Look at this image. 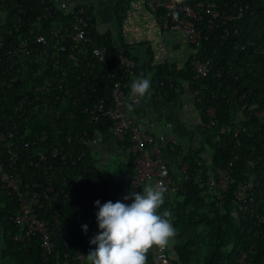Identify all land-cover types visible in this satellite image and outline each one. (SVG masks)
Here are the masks:
<instances>
[{"label":"built area","instance_id":"built-area-1","mask_svg":"<svg viewBox=\"0 0 264 264\" xmlns=\"http://www.w3.org/2000/svg\"><path fill=\"white\" fill-rule=\"evenodd\" d=\"M94 1L40 0L42 10L35 15V3H29L26 13L23 0H0V194L11 204L9 220L16 228L13 241L29 243L38 235L47 260L54 252L57 232L65 245L74 240L75 231L63 226L62 207L75 203L82 217L83 212H98L97 200L101 205L118 200L131 204L123 200L127 191L115 200V185L121 182H128L130 191L137 193L146 184L160 182L167 188L164 200L173 202L183 181L192 179L206 187L207 204L221 207L231 192L237 222L250 218L264 226V185L249 178L235 181L233 161L212 168L209 151L197 157L208 167L207 179L202 181L199 171L189 173L187 136L175 133L163 103L154 119L138 114L142 98L133 102L130 96L138 62L118 48L111 63L97 35L110 31L115 40L116 28L101 26ZM138 3L158 20L159 38L167 32L184 35L191 55L202 43L201 14L207 15L206 27L211 28L215 20L230 22L247 9L241 5L233 12L220 13L215 3L206 0L194 6L176 0H130L131 5ZM191 67L193 78L203 79L209 74L210 60L193 56ZM190 87L181 81L176 92L188 95L194 107L198 120L191 124L214 131L218 127L215 109L203 110L202 121V110L195 108L194 101L198 92ZM154 91L161 96L159 90ZM257 118L264 122V106ZM235 124L237 137L242 127L239 119ZM176 147L181 151L173 156ZM167 152L174 163L165 160ZM119 161H124L128 172L114 178ZM5 207L0 201V208ZM171 222L174 227L172 218ZM96 234L98 225L86 242ZM259 234L262 239L261 229ZM173 246L150 249L149 264H173L177 260ZM257 252L253 243L235 264H256ZM86 256L79 245L75 251L78 264H88Z\"/></svg>","mask_w":264,"mask_h":264},{"label":"trees","instance_id":"trees-1","mask_svg":"<svg viewBox=\"0 0 264 264\" xmlns=\"http://www.w3.org/2000/svg\"><path fill=\"white\" fill-rule=\"evenodd\" d=\"M176 1L182 5L194 6L200 0ZM206 1L215 3L220 13L233 12L241 5L247 6V9L241 18L230 22L215 20L211 28L206 27L207 15L201 14V46L196 49L194 55L187 57L181 68L168 63L152 64L153 54L149 45L146 46L145 55L138 57L133 54L139 45H128L122 36V24L130 0L105 1L104 11L114 20L118 36L113 40V32L107 31L103 35H97V40L107 47L111 63L118 48H124L125 54L138 62L134 71L135 78L141 75L150 77L151 89L159 90V100L162 99L166 105L180 101L181 92L176 90L181 87V81H186L191 85L192 91L198 92L194 101L195 108L202 110V121L205 120L203 110L209 107L215 109L218 127L214 131H206L200 126L194 127L178 114L179 106L176 110L169 109V113L167 112L174 124L175 133L187 136L185 161L190 165L189 173L199 171L202 181L207 179L208 167L204 161L200 163L197 157L209 151L212 168L224 167L229 161H233L235 181L249 178L264 185V122L257 118V112L264 106V0ZM23 2L25 8H28L29 3H35V15L42 10L40 0ZM27 8L26 13L29 11ZM89 8L93 9L94 5ZM193 56L204 61L210 60L209 74L203 79L193 78ZM157 82H162V87ZM237 119L240 120L242 129L235 137ZM223 129L224 132H221ZM179 151L181 147H176L173 156L179 154ZM248 162H252L253 167H248ZM87 165L91 166L90 159L87 160ZM101 177L104 179L105 175ZM115 189L117 200L124 191H130L129 183L121 182L115 185ZM205 192L207 193V189L202 183L192 179L183 181L174 201L166 200L158 210L160 213L165 209L171 211L177 233L173 239L184 240L193 229L204 226L209 240V251L202 264H235L240 253L247 251L253 243H257L256 264H264V226L254 224L250 218L237 222L234 215L237 208L231 202V192L226 194L221 207L215 203L207 204ZM0 201L6 205L5 208H0L2 260H10L13 264H78L75 251L79 245L83 246L86 255L95 249V245L86 242V237L97 225L96 214L83 212L80 217L81 209H77V204L74 203L63 206L61 216L64 228L75 231L74 240L65 245L60 238V232H57L54 238V252L45 260L38 235L29 243L13 241L16 228L9 220L11 204L3 193L0 194ZM84 225L88 227L87 234L83 231ZM260 229L263 231L262 239ZM193 246L194 241L191 239L184 243H175L173 247L177 260L173 264H189ZM146 257V264H149L148 256Z\"/></svg>","mask_w":264,"mask_h":264},{"label":"clouds","instance_id":"clouds-1","mask_svg":"<svg viewBox=\"0 0 264 264\" xmlns=\"http://www.w3.org/2000/svg\"><path fill=\"white\" fill-rule=\"evenodd\" d=\"M130 87V96L135 102L136 98L149 93L151 79L141 75L131 82ZM166 191L167 188L158 182L146 184L139 193L129 191L123 200H131V204L118 200L101 205L97 200L98 234L90 240L95 249L86 256L88 264H146L150 249L168 246L177 233L171 222V211H158L165 203ZM82 227L87 234V225Z\"/></svg>","mask_w":264,"mask_h":264},{"label":"crops","instance_id":"crops-1","mask_svg":"<svg viewBox=\"0 0 264 264\" xmlns=\"http://www.w3.org/2000/svg\"><path fill=\"white\" fill-rule=\"evenodd\" d=\"M104 10H106V8L102 9V6L98 7V13L101 14V26H104L105 23L106 27L112 25L114 28H117L114 20H112ZM157 23L158 20L154 17V15L140 3H138L137 6L129 4L127 7L125 19L123 20L122 24V36L124 42L128 45H139L133 52V54L137 55L138 57L145 55L146 46L149 45L150 51L153 54L152 64L154 65L165 63H168V65H172L173 62H179L182 61V59L185 60L188 55H190V46L187 43L185 36L180 33L167 32L165 33L166 37H163L164 39L158 38ZM180 35L181 37H179ZM181 46L183 47L182 55L176 56L173 49H181ZM180 65L181 64H179L178 68H181ZM159 103H163L162 105L165 107L166 112H168L169 109L176 110L179 106V109L177 110L178 114L189 123L198 120L194 107L188 99V95H182L179 102L171 105H166L163 101L160 102L159 95H157L154 90L149 91L148 95H145L142 98L141 105L137 106V112L138 114H142L145 117L154 119L160 114L158 112ZM196 230L197 229H193L191 232H189L188 236L184 240H172L171 244L186 242L187 240H189V238H192L189 236ZM201 231L204 232L203 230ZM204 233L206 234V230ZM193 238L194 240H196V237ZM197 248V243L196 241H194L193 255L191 256L189 264H199L198 257H196ZM0 264H13V262L6 259L2 260V255L0 254Z\"/></svg>","mask_w":264,"mask_h":264},{"label":"rangeland","instance_id":"rangeland-1","mask_svg":"<svg viewBox=\"0 0 264 264\" xmlns=\"http://www.w3.org/2000/svg\"><path fill=\"white\" fill-rule=\"evenodd\" d=\"M105 1H107V0H96V3H95V1H94V5L96 6V4H98L99 3V5H98V7H101L102 6V9L104 8V6H106V3H105ZM130 4V3H129ZM117 29V28H116ZM166 36H165V34H164V38H165ZM179 37H181V35L179 36ZM158 38H159V36H158ZM163 38V39H164ZM172 50V49H171ZM182 50H183V47L181 46V49H177V48H174L173 49V51L175 52V54H176V56H180V55H182ZM187 59V58H186ZM186 59L185 60H183L182 59V61H177V62H173V64L172 65H174V66H176V67H179V64H181L182 66L184 65V63L186 62ZM180 65V67H182ZM166 117L169 119V120H171L170 119V116L167 114L166 115ZM168 159H170V164H172V163H174L173 162V160H172V157H171V155H170V153L169 152H167L166 153V158H165V160H168ZM119 168L118 169H116V173H115V175L113 176L114 178H118V177H120V176H122L123 174H125V173H127L128 172V166H126L125 165V163H124V161H119ZM169 165V164H168ZM173 170H175V168L173 167L172 168ZM176 171V170H175ZM201 230H203L204 232H205V227L204 226H200V227H198L197 228V230L194 232V233H192L189 237H192V238H189V240L190 239H193L194 240V238L193 237H196V240H194V241H196V243H197V249H196V257H198V263L199 264H201V263H203V260H204V258H205V256L208 254V251H209V240H208V238L206 237V234L204 233V232H202Z\"/></svg>","mask_w":264,"mask_h":264}]
</instances>
